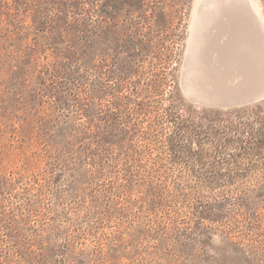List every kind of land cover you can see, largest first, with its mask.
Segmentation results:
<instances>
[{"label":"rangeland","instance_id":"rangeland-1","mask_svg":"<svg viewBox=\"0 0 264 264\" xmlns=\"http://www.w3.org/2000/svg\"><path fill=\"white\" fill-rule=\"evenodd\" d=\"M199 5L0 0V264H264V83L189 90Z\"/></svg>","mask_w":264,"mask_h":264},{"label":"bare ground","instance_id":"bare-ground-1","mask_svg":"<svg viewBox=\"0 0 264 264\" xmlns=\"http://www.w3.org/2000/svg\"><path fill=\"white\" fill-rule=\"evenodd\" d=\"M225 1L198 0L201 6L195 16V33L190 44L191 55L197 52V58L193 56L196 60L188 67L191 77L187 82L190 81L189 90L202 97L222 99L227 96L224 92L249 94L258 84L264 83V32L258 26V14L252 11L256 8L252 0H244V11L237 6L229 7L235 1L228 4V0V7L224 6ZM205 7L217 8L219 11H209ZM252 18L257 26L252 23ZM214 25L221 27L216 32L217 38L211 35ZM203 30L206 32L198 36ZM212 50L216 51V55ZM213 75L216 76L217 85L208 84L211 81L207 77ZM229 77H234L232 82L224 83ZM240 80L247 82L246 87L240 85Z\"/></svg>","mask_w":264,"mask_h":264},{"label":"water","instance_id":"water-1","mask_svg":"<svg viewBox=\"0 0 264 264\" xmlns=\"http://www.w3.org/2000/svg\"><path fill=\"white\" fill-rule=\"evenodd\" d=\"M259 98L248 97V98H232L227 100H213L210 101L208 104L213 106H220V107L240 106L252 102Z\"/></svg>","mask_w":264,"mask_h":264},{"label":"trees","instance_id":"trees-1","mask_svg":"<svg viewBox=\"0 0 264 264\" xmlns=\"http://www.w3.org/2000/svg\"><path fill=\"white\" fill-rule=\"evenodd\" d=\"M97 128V127H96ZM179 130H181V128L179 127ZM180 135V132L178 133V136ZM96 138H98V140L103 141V139L101 138V134L98 132V134H96Z\"/></svg>","mask_w":264,"mask_h":264}]
</instances>
